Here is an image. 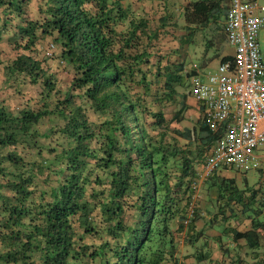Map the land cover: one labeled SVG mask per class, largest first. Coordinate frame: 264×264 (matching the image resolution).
Wrapping results in <instances>:
<instances>
[{"label": "trees", "instance_id": "trees-1", "mask_svg": "<svg viewBox=\"0 0 264 264\" xmlns=\"http://www.w3.org/2000/svg\"><path fill=\"white\" fill-rule=\"evenodd\" d=\"M122 2L0 0V50L14 52L0 83V264H241L213 259L208 239L198 245L203 211L192 183L216 136L200 104L196 124H181L197 71L155 52L147 20L121 30ZM228 9L229 0L186 3L182 47L211 26L222 28L208 42L216 46ZM54 117L60 123L45 129ZM235 173L207 180L205 210L255 253L259 234L228 220L256 209L254 229H264V190L241 189ZM181 238L197 253L179 256Z\"/></svg>", "mask_w": 264, "mask_h": 264}, {"label": "built area", "instance_id": "built-area-1", "mask_svg": "<svg viewBox=\"0 0 264 264\" xmlns=\"http://www.w3.org/2000/svg\"><path fill=\"white\" fill-rule=\"evenodd\" d=\"M224 28L234 49L232 58L222 61L216 73L206 79L198 73L192 82L193 98L203 106L216 136L192 183L193 204L207 180L222 168L230 167L241 176L252 169L264 175V55L259 42L264 1L229 0Z\"/></svg>", "mask_w": 264, "mask_h": 264}, {"label": "rangeland", "instance_id": "rangeland-1", "mask_svg": "<svg viewBox=\"0 0 264 264\" xmlns=\"http://www.w3.org/2000/svg\"><path fill=\"white\" fill-rule=\"evenodd\" d=\"M193 1L199 0H123L122 6L127 11L129 19L127 20L125 25H122L120 27V29L126 30L131 20H147L149 24V30L157 31L156 33L159 34L156 41H154L153 49L155 50V52H162L163 56L169 55L171 56V58L175 56V59L177 61L183 62L185 64V72H190L193 69L201 73V78L206 79L207 75L210 72L216 73L218 71L222 59L225 56H232L234 54V49L229 45V43L227 42V38L223 35L216 36V46H208V42L212 39V37L214 38V34L216 32H222V28H218L216 26H211L202 31H196L195 36H193L192 38L193 42L189 46L185 45L184 47H182L181 40L184 39L183 37L185 35L187 37L189 35V32H191L190 29H187L185 15L183 14V7L186 3ZM165 18H167L168 20L164 21ZM187 40L190 39L188 38ZM259 42L261 51L264 55V28L260 32ZM176 49L180 51V54H178ZM13 55V50L7 47L6 44H3V48L2 50H0V83H4L6 78V75L2 70V65L8 64L10 58H12ZM58 56H60V53H58ZM162 62L164 64L167 62V60H163ZM56 68L57 66L54 69ZM58 70L60 69L58 68ZM60 75V79H62L60 88L61 91L65 93L68 89V82H64L63 80L67 79L69 75L66 72ZM187 83L189 84L190 81ZM2 89L4 97H8L9 95H11V89L8 85H5V87H3ZM180 91L186 93L189 92V90H185L183 88H181ZM13 99L17 100L16 98ZM189 104L191 109L187 111L186 117L181 124L184 127L192 128L197 122L199 104L193 99L192 96L189 97ZM9 106L10 108L14 107L11 104H9ZM59 123L60 122L58 121L57 117H54L53 123H46L44 125V128L48 129L54 124V126H56ZM235 175L237 177V181L239 182L242 188L244 187V185H251V187L263 188L264 175L262 174V172L252 169L248 171L245 177L237 173ZM238 176H241V178ZM209 198L210 196L208 197V200L210 201ZM196 201L197 205L199 202V206L202 208L201 210L203 211V220L198 224V226L201 229L208 228L206 230L202 229L203 232H205L202 241H204L205 239H208V241L210 240L209 242H211L212 258H217L219 257V250L217 247L220 246V243L217 240H214L213 238L211 239L210 236L212 232L209 231L211 230V228L206 227L205 223L208 221L209 224L211 221H213V228L218 232V234L220 233L224 237V242L227 239V237L224 235L225 232L223 231L225 224H221L220 217L219 221H215L216 218L214 214V208L211 207V209L213 210V216L207 214V210H205V207L208 205L207 197L205 195V189L203 187ZM205 241L202 244H204ZM178 248L179 256L194 255L195 253H197V249L185 247L182 238L179 241ZM247 252L251 253V251L249 250H247ZM188 260L189 264L196 263L194 258Z\"/></svg>", "mask_w": 264, "mask_h": 264}, {"label": "crops", "instance_id": "crops-1", "mask_svg": "<svg viewBox=\"0 0 264 264\" xmlns=\"http://www.w3.org/2000/svg\"><path fill=\"white\" fill-rule=\"evenodd\" d=\"M238 177L241 178V176ZM235 178L236 184L242 189L239 182L237 181L236 175ZM243 188H251V185H244ZM262 204L260 203L258 205L260 210L263 208ZM255 210L256 209H253L251 211L248 210V212H242L241 209H237L235 210V213H230L228 222L229 226H231L238 232L246 233L248 231H253V233L255 232V234H259V238H257L258 236H253L254 242H252V246H256L259 249L257 251L255 250L256 252L254 253V251L249 249V245L246 240L240 239L239 241H236L234 239L233 233H230V229L227 230L224 234L227 237L226 241L224 242V237L220 233L218 234V232L214 229L210 237L211 239L213 238L220 243V246L217 247L219 250V257L217 258L224 259L227 261V263H230L232 261H239L241 264H264V237H262L264 235V229H254V227H257V225L254 226L255 224H257V221L255 222V224L253 223L254 217H257V212ZM221 220L222 218H220V222ZM260 220L264 222L263 210ZM203 242L204 241H201L199 244L201 245ZM247 250L251 251V253H248ZM227 256H229V258H226Z\"/></svg>", "mask_w": 264, "mask_h": 264}, {"label": "clouds", "instance_id": "clouds-1", "mask_svg": "<svg viewBox=\"0 0 264 264\" xmlns=\"http://www.w3.org/2000/svg\"><path fill=\"white\" fill-rule=\"evenodd\" d=\"M200 73L199 71H197V74ZM201 74V73H200ZM247 175V174H246ZM264 190V189H263ZM263 195V194H262ZM263 217H264V211H263Z\"/></svg>", "mask_w": 264, "mask_h": 264}]
</instances>
